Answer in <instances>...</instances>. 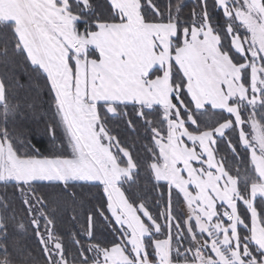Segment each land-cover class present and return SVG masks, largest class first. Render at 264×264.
<instances>
[{
  "label": "snow or ice",
  "instance_id": "1",
  "mask_svg": "<svg viewBox=\"0 0 264 264\" xmlns=\"http://www.w3.org/2000/svg\"><path fill=\"white\" fill-rule=\"evenodd\" d=\"M106 6L97 15L91 0H0V27L14 37L11 53L45 79L54 108L47 125L53 154L20 152L6 125L21 106L8 101L0 80V183L23 198L46 264L70 261L36 192L41 182L102 188L105 200L88 213L84 231L95 239L99 215L114 239L101 246L74 238L79 256L72 264H264V208L257 205L258 197L264 202V124L256 119L264 109V0H212L213 11L199 0L191 22L180 20L179 4L167 15L155 0ZM129 106L151 133L144 166L158 187L167 185L157 215L126 195L141 165L113 134L109 114L126 116ZM216 110L228 118L208 126L202 117ZM127 124L135 130L132 120ZM229 133H238L245 156L225 140ZM220 141L234 158L247 159L250 173H231L227 157L218 158ZM173 193L186 215L174 214ZM0 205L7 208L3 199ZM159 235L165 238L154 239ZM8 236L0 216V264H14Z\"/></svg>",
  "mask_w": 264,
  "mask_h": 264
},
{
  "label": "trees",
  "instance_id": "2",
  "mask_svg": "<svg viewBox=\"0 0 264 264\" xmlns=\"http://www.w3.org/2000/svg\"><path fill=\"white\" fill-rule=\"evenodd\" d=\"M91 2L97 15L106 14V0H91ZM155 2L165 15H167L169 5L172 7L173 14H175V6L181 5L179 15L182 22L193 20L194 9L197 13L200 12L199 0H155ZM208 4L209 11H213L212 0H208ZM213 18L220 19L223 23L222 15L218 11L213 12ZM82 28L83 26H81V30ZM13 42L14 37L10 30L0 27V52L5 47L9 49L8 57L0 55V80L5 83L8 101L21 106L16 118L10 120L6 126L20 152L28 151L29 154H36L32 150L34 148L44 156H51L53 141L47 131V125L53 123L55 119L51 97L45 79L39 77L29 63L12 55ZM33 105L36 107H31ZM124 111L127 115L123 117H112L109 114V127L113 129V134L122 141L124 146L129 148L134 158L139 159L141 165L139 173L135 176V183L125 185L126 195L136 198L138 203L145 202L153 215H157L164 210L167 204L168 189L164 182H161L162 186L158 187L151 173L144 166V161L149 155L147 149L152 147L151 133L147 130L143 119L136 116L135 110L131 106ZM222 115L223 118H228L226 113L221 114L219 110L209 111L202 117V120L208 126H214ZM262 116H264V109L257 108L256 119L264 124ZM148 118L155 119L156 117L149 116ZM128 120H132L135 130L128 127ZM4 126L0 122V127ZM57 135L61 136L62 130H57ZM237 137L238 133H229L225 140L230 139L236 146L237 152L241 156H245L243 146L237 144ZM55 143L59 146L61 141L58 139ZM218 147V158L220 156L227 157L228 166L233 175L237 174V169L242 175L246 172L250 173L251 165L246 158L244 160L234 158L225 141H220ZM35 188L38 195L45 197L47 207L44 211L49 212L54 219V234L64 242L70 264H72L73 256H79L78 246L73 243L74 238L80 240L84 245L100 243L101 246H110L109 242L114 239V236L110 226L99 215L96 216L95 239H89L84 231L88 213L94 211L105 200L102 188L77 185L65 190L62 185H49L47 182L38 183ZM71 193H75V198L70 195ZM0 199H3L7 204L6 209L0 205V216L5 217L8 224L7 243L14 264H46L42 246L34 235L33 226L30 223L31 217L25 210L26 206L22 202L23 198L20 193L13 185L0 183ZM176 200L177 197L173 193L174 214L183 213L181 210V206L184 204L182 197L180 203H177ZM257 205L258 211L260 208H264V202L259 197ZM244 211V208L241 207V212L244 213ZM13 217L15 218L13 219ZM247 222L250 225V214ZM20 224L24 225L23 229L18 227ZM164 238V235L154 237V239ZM75 264H79V261L77 260Z\"/></svg>",
  "mask_w": 264,
  "mask_h": 264
},
{
  "label": "rangeland",
  "instance_id": "3",
  "mask_svg": "<svg viewBox=\"0 0 264 264\" xmlns=\"http://www.w3.org/2000/svg\"><path fill=\"white\" fill-rule=\"evenodd\" d=\"M251 109H249L248 111H246V112H244V117L245 118H247V116L251 113ZM245 131L246 132H248L250 135H251V133H252V129H251V127L250 126H248V125H246L245 126ZM181 210H182V212L186 215V213H187V208H186V206L183 204L182 206H181Z\"/></svg>",
  "mask_w": 264,
  "mask_h": 264
}]
</instances>
